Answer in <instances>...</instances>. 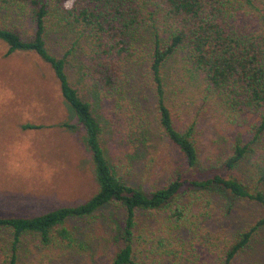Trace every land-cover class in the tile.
Wrapping results in <instances>:
<instances>
[{
	"label": "trees",
	"instance_id": "16d2710c",
	"mask_svg": "<svg viewBox=\"0 0 264 264\" xmlns=\"http://www.w3.org/2000/svg\"><path fill=\"white\" fill-rule=\"evenodd\" d=\"M60 25L77 36L55 53L49 34ZM0 41L7 53L33 51L49 65L76 119L61 125L83 132L98 184L75 204L34 215L0 214V264H19L25 239L42 250L80 249L70 220L107 205L121 210L120 244L109 264H234L259 244L264 164L256 161L238 177L233 172L250 157L251 144L264 149V0H0ZM139 54L147 62L143 81L152 106L124 87ZM89 94L108 104L104 120L113 149ZM188 100L199 101L193 113L182 108ZM202 113L250 127L247 139L239 135L227 145L225 170H192L200 158ZM151 132L176 148L184 170L147 188L134 186L123 174L132 172L139 147L144 156ZM145 158L152 170L156 159ZM217 198L227 203L222 216ZM234 202L253 204L258 213L228 229L219 222Z\"/></svg>",
	"mask_w": 264,
	"mask_h": 264
},
{
	"label": "rangeland",
	"instance_id": "374dc122",
	"mask_svg": "<svg viewBox=\"0 0 264 264\" xmlns=\"http://www.w3.org/2000/svg\"><path fill=\"white\" fill-rule=\"evenodd\" d=\"M76 36L69 26L60 25L49 34V44L56 53ZM7 49V44L0 41V214L34 215L56 206L81 202L96 191L98 184L83 132L79 127L61 125L76 122L75 115L64 101L59 83L46 62L33 51L7 53ZM79 52L77 48V56ZM141 59L142 62L139 54L130 66L124 87L128 96L152 106L153 97L143 81L147 62L145 57ZM75 63L77 66V60ZM69 71L74 74L72 69ZM89 97L104 126L105 142L113 149L112 130L104 120L108 104L93 94ZM198 102L188 100L182 108L193 113ZM202 114L200 158L192 170L199 174L225 170L222 157L227 145L239 135L247 139L250 127L247 124L230 126L217 116ZM29 124L41 126L33 128ZM149 141L141 159L139 147L132 172L123 174L134 186L147 188L176 168L184 170L183 159L166 139L151 132ZM250 148L248 160L234 169L237 177L248 174L256 161L264 164L262 143L251 144ZM145 155L156 159L152 170L145 168ZM217 200L216 213L222 216L227 203L224 205L221 198ZM228 212L219 222L228 229L253 220L258 213L248 202H234ZM116 221H121V210L111 205L103 206L90 216L70 220L69 227L82 243L80 249L42 250L32 240L25 239L19 264H109L120 244ZM258 238L259 244L242 252L234 264H264V228Z\"/></svg>",
	"mask_w": 264,
	"mask_h": 264
}]
</instances>
